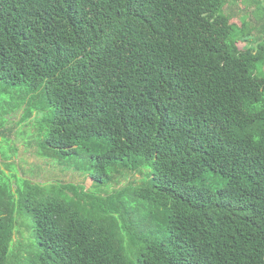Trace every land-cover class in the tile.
Wrapping results in <instances>:
<instances>
[{"label":"trees","instance_id":"16d2710c","mask_svg":"<svg viewBox=\"0 0 264 264\" xmlns=\"http://www.w3.org/2000/svg\"><path fill=\"white\" fill-rule=\"evenodd\" d=\"M228 5L0 0V81L32 95L22 120L42 112L40 155L97 187L151 177L62 183L84 206L33 189L21 264H264V7ZM18 200L0 184V264Z\"/></svg>","mask_w":264,"mask_h":264},{"label":"rangeland","instance_id":"374dc122","mask_svg":"<svg viewBox=\"0 0 264 264\" xmlns=\"http://www.w3.org/2000/svg\"><path fill=\"white\" fill-rule=\"evenodd\" d=\"M259 1L260 4L256 0H229L227 11L243 14L246 12L247 19H252L254 24H258L254 11L264 7V0ZM1 83L2 81H0V184H8L10 181L16 200L18 188H21L19 200L15 202L14 235L7 258L11 264H21L23 262L21 258L36 252L29 230L31 216L21 208L27 201V194L33 189L38 188L46 194L54 190L53 193L73 201L75 206H84V201L78 200L74 192L63 190L61 184L73 183L80 190L90 191L91 194H105L121 186L146 184L151 177L147 175L150 169L144 167L137 172L115 173L108 186L97 187L93 185L87 172L76 168L73 161L59 162L41 156L39 142L42 134L39 118L42 112L34 110L32 116L22 120L28 99L32 95L24 93V87L5 91ZM214 178L218 184L214 186L223 184L218 177ZM35 183L41 186L37 187Z\"/></svg>","mask_w":264,"mask_h":264}]
</instances>
